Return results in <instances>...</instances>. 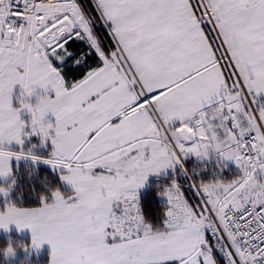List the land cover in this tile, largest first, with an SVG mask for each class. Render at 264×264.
Returning a JSON list of instances; mask_svg holds the SVG:
<instances>
[{
    "label": "snow or ice",
    "instance_id": "1",
    "mask_svg": "<svg viewBox=\"0 0 264 264\" xmlns=\"http://www.w3.org/2000/svg\"><path fill=\"white\" fill-rule=\"evenodd\" d=\"M13 224L31 239L0 264H264V0H0Z\"/></svg>",
    "mask_w": 264,
    "mask_h": 264
},
{
    "label": "trees",
    "instance_id": "2",
    "mask_svg": "<svg viewBox=\"0 0 264 264\" xmlns=\"http://www.w3.org/2000/svg\"><path fill=\"white\" fill-rule=\"evenodd\" d=\"M49 147L47 146L45 152L49 151ZM28 164L30 167L29 162H21L20 167L21 169L24 168L25 164ZM15 164V162H14ZM40 170L43 171L47 169V165L41 164ZM27 169V166H26ZM207 178V177H205ZM166 182L165 178H161L159 180H153L149 185L148 189L145 193H143L140 197V210L144 216L152 221H155L157 217L162 214L164 207L166 206L160 199V195H158V185L163 184ZM11 240V244L15 245L17 248H22L25 246V243L30 242L29 237H19L16 234H8L4 236H0V245H3L6 241ZM25 254L23 252L17 253V257L9 262V264H17V261L21 258H24ZM29 261H24L23 264H46L47 260L49 259L48 253H44L42 255L36 254L34 251L29 257H27Z\"/></svg>",
    "mask_w": 264,
    "mask_h": 264
},
{
    "label": "crops",
    "instance_id": "3",
    "mask_svg": "<svg viewBox=\"0 0 264 264\" xmlns=\"http://www.w3.org/2000/svg\"><path fill=\"white\" fill-rule=\"evenodd\" d=\"M47 146L51 150L50 142L47 144ZM13 148H15L14 145H13ZM161 178H164V177L163 176H157V175H150L148 177V179L146 180L145 185L137 190L138 202H140L141 195L148 189V187L150 185V182L153 181V180L161 179ZM159 197H160L161 201L166 205V203H167L166 197H164L163 195H160ZM139 207H140V203H139ZM11 233H15V234H17L19 236H27V237H29L31 239V230L30 229H26L25 228V229H19L18 230L14 224L13 225H9V228H8L7 232H5L4 230L0 229V236L8 235V234H11ZM50 251H51L50 245L45 243V244H42L40 246L39 250H37L36 252L38 254L48 253V255H49Z\"/></svg>",
    "mask_w": 264,
    "mask_h": 264
},
{
    "label": "rangeland",
    "instance_id": "4",
    "mask_svg": "<svg viewBox=\"0 0 264 264\" xmlns=\"http://www.w3.org/2000/svg\"><path fill=\"white\" fill-rule=\"evenodd\" d=\"M31 139V141L33 142V143H35L36 142V138L35 137H32V138H30ZM15 146V145H14ZM25 146H27V142H26V145ZM16 147V146H15ZM46 148H47V145H46V147L45 148H43V149H40V151L41 152H45V150H46ZM50 149V148H49ZM50 151V150H49ZM30 163V162H29ZM159 180V179H158ZM152 182V181H151ZM151 182H150V184H151ZM146 192V191H145ZM144 192V193H145ZM13 234H15V233H13ZM17 235V234H16ZM17 236H19V235H17ZM19 237H27V236H19ZM36 252V251H35ZM36 254H38L37 252H36ZM42 254H44V253H42ZM42 254H40V255H42Z\"/></svg>",
    "mask_w": 264,
    "mask_h": 264
},
{
    "label": "clouds",
    "instance_id": "5",
    "mask_svg": "<svg viewBox=\"0 0 264 264\" xmlns=\"http://www.w3.org/2000/svg\"><path fill=\"white\" fill-rule=\"evenodd\" d=\"M9 250L15 251V249L13 248V245H12L11 243L7 244V245L5 246V248L3 249V251H4L5 253H7Z\"/></svg>",
    "mask_w": 264,
    "mask_h": 264
}]
</instances>
